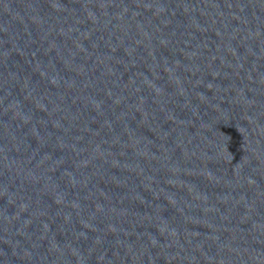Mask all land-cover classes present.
I'll list each match as a JSON object with an SVG mask.
<instances>
[{
  "label": "water",
  "instance_id": "1",
  "mask_svg": "<svg viewBox=\"0 0 264 264\" xmlns=\"http://www.w3.org/2000/svg\"><path fill=\"white\" fill-rule=\"evenodd\" d=\"M0 264H264V0H0Z\"/></svg>",
  "mask_w": 264,
  "mask_h": 264
}]
</instances>
